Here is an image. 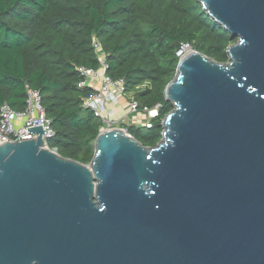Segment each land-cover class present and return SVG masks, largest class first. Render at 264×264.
<instances>
[{
    "label": "water",
    "instance_id": "95a60500",
    "mask_svg": "<svg viewBox=\"0 0 264 264\" xmlns=\"http://www.w3.org/2000/svg\"><path fill=\"white\" fill-rule=\"evenodd\" d=\"M238 42L180 57L162 139L101 130L89 164L0 144V264H264V0H200Z\"/></svg>",
    "mask_w": 264,
    "mask_h": 264
},
{
    "label": "trees",
    "instance_id": "16d2710c",
    "mask_svg": "<svg viewBox=\"0 0 264 264\" xmlns=\"http://www.w3.org/2000/svg\"><path fill=\"white\" fill-rule=\"evenodd\" d=\"M238 42L205 11L200 0H0V108L27 106L26 87L37 90L52 122L48 140L64 158L89 164L103 122L80 86V68H101L123 80L139 109L161 108L150 126L126 125L147 147L162 139V121L174 106L166 87L174 78L185 45L219 63Z\"/></svg>",
    "mask_w": 264,
    "mask_h": 264
},
{
    "label": "built area",
    "instance_id": "2783aa9c",
    "mask_svg": "<svg viewBox=\"0 0 264 264\" xmlns=\"http://www.w3.org/2000/svg\"><path fill=\"white\" fill-rule=\"evenodd\" d=\"M98 54L101 58V68L95 70L92 68H80L85 81L80 86H90L95 92L85 100V107L92 109L95 116L103 122L101 130L113 129L117 121L113 118L114 106L119 105L123 94L126 93L123 80H114L105 72L108 68L103 59V52L99 43H95ZM188 48V49H187ZM193 51L190 45H185L178 53L181 57L185 53ZM27 90V106L23 111L14 110L9 104L5 103L0 108V144L3 142H17L38 137L37 134L29 133L30 128L42 126L43 135L47 145L48 140L54 136L52 122L47 117L44 106L42 105V97L40 92L26 87ZM131 112L135 115L153 119L159 113L160 105H156L150 109L144 107L139 109L138 103L133 99L129 102ZM150 125V122H149ZM49 147V146H48ZM57 152L56 149H52Z\"/></svg>",
    "mask_w": 264,
    "mask_h": 264
},
{
    "label": "rangeland",
    "instance_id": "374dc122",
    "mask_svg": "<svg viewBox=\"0 0 264 264\" xmlns=\"http://www.w3.org/2000/svg\"><path fill=\"white\" fill-rule=\"evenodd\" d=\"M188 49V48H187ZM134 93L126 92L123 94L119 105H115L113 118L117 121L113 128L126 130V125L150 126V119L135 115L131 112L129 102L133 99ZM127 131V130H126Z\"/></svg>",
    "mask_w": 264,
    "mask_h": 264
}]
</instances>
